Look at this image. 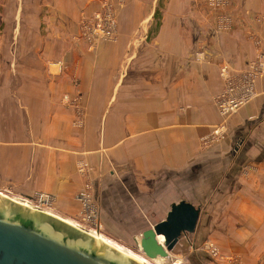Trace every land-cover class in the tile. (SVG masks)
<instances>
[{"label":"crops","instance_id":"obj_1","mask_svg":"<svg viewBox=\"0 0 264 264\" xmlns=\"http://www.w3.org/2000/svg\"><path fill=\"white\" fill-rule=\"evenodd\" d=\"M180 8L168 5L158 32L151 31L153 12L134 21L146 28L119 31L116 43L94 47L73 42L79 20L73 9V22L64 18L58 28L49 21L43 47L18 50L16 76L9 66L0 70V188L25 199L49 195L53 212L77 223V195L87 181L78 167L87 162L100 224L112 240H140L174 203L197 207L207 198L220 226L214 236L222 239L224 231L226 246L249 242L259 255L264 77L258 97L219 129L224 138L214 134L223 122L215 106L224 88L219 64L247 67L255 58L250 31L264 46V0H233L236 25L224 34L209 30L211 17H193L190 31ZM66 95L81 99L80 110L65 103ZM246 225L255 239L242 232Z\"/></svg>","mask_w":264,"mask_h":264},{"label":"rangeland","instance_id":"obj_2","mask_svg":"<svg viewBox=\"0 0 264 264\" xmlns=\"http://www.w3.org/2000/svg\"><path fill=\"white\" fill-rule=\"evenodd\" d=\"M210 2L211 0H88L85 5L78 4V1H74V5L72 6L73 0H0V70H3L7 66H9L10 70H12V78H14L17 73L18 50L22 48L30 49L31 53L32 48L43 47L45 45V37H48L50 32V29L48 28L49 21L54 23V19H56L55 27L58 28L63 23L64 18L67 19L68 22H73V20H75L73 19L75 18V15L73 16V9L77 11V14L79 13V20L77 30L78 35H75L72 40L76 43H84L88 47H94L97 44L101 43H116L118 41L119 31H129L134 29L142 30L146 28V23H142L136 28L134 26V21L137 20L138 22L139 20L144 19V17H148L149 13L153 12L154 21L151 31L158 32L160 30L163 15L166 13L167 7L170 4L174 5V9L175 7L181 6V13L183 14V16L189 18L187 20H189L190 24L186 23L185 25H189L188 28L190 31L195 30L196 27L193 17H211V26H209V24H206L203 32L208 31V26L210 28L209 30H211L212 32L214 31L217 34L232 32L234 30V26L236 25V18L234 17L235 15L232 8L233 0H229V5L222 8H214L213 6H211ZM108 8L113 11L116 17V40L97 42V40L95 41V39H93L90 41L87 39L91 35L88 32L87 38H84L82 24L86 21L94 22V18L96 17V15L100 13L103 14L105 11H107ZM63 9L65 10V13L62 11ZM156 13L157 16H155ZM223 18H225L226 23L231 25L233 24L232 29L224 28L226 23L224 20H222ZM256 19L257 17L255 18V20ZM230 21H232V23ZM86 24L93 25L92 23ZM211 27L213 28V30L211 29ZM248 38L254 45L255 39L261 40L257 31H250ZM261 43L264 50L262 40ZM256 55L257 49L255 46V58ZM198 57L199 56L196 55L193 56L195 61L202 60ZM224 61L231 64L227 59H222L219 64V70L221 68V64ZM247 67L243 70H247ZM2 77L3 76L0 75V80ZM263 77L264 75L260 77V79H262ZM222 119L223 122L218 127V130L222 129L223 125L228 121V119H224L223 117ZM220 131L221 130H219V132ZM0 193H3L5 195L4 198H9L8 196H6L7 194L4 192V190H1V188ZM13 202L18 205L24 206L23 204L15 202L14 200ZM211 204H213L212 199L210 200V205ZM197 207H200L202 209V213L196 233L183 237L179 247L170 255L168 263L165 264L172 263L173 259L178 262L180 261L179 264H264V252H261V254L258 255V253L260 252H258V250H260V247H248L249 242L238 249L234 248L233 246L228 247L225 245L226 243L224 241V231H222L220 234L222 239L216 238L214 236V231H216L215 227L217 226L214 224L216 222L213 220L214 216H211V214L209 213V200H207V198L202 200L200 206ZM41 213L50 214L60 218L53 212V208L51 210L47 209L45 212ZM261 217H264V215H261L260 218ZM77 221L78 222L74 224H78L83 228V226L79 224L80 220ZM242 230H244L242 232H244L247 237H253L255 239V232L248 231L247 225ZM88 231L90 230L88 229ZM217 231H220V226L219 228L217 227ZM99 235H104L105 237H107L106 239L119 244L127 252L145 258L152 264H158L147 259L142 254L136 240L128 241L126 242L127 244L121 243V241L117 240L114 241V239L112 240L111 237L108 236L102 228ZM139 241L140 240H138V242ZM206 243L216 246L219 252L218 257L212 256L207 250H205L204 246L206 245ZM179 248L182 249L181 252L178 251Z\"/></svg>","mask_w":264,"mask_h":264},{"label":"water","instance_id":"obj_3","mask_svg":"<svg viewBox=\"0 0 264 264\" xmlns=\"http://www.w3.org/2000/svg\"><path fill=\"white\" fill-rule=\"evenodd\" d=\"M201 213L200 207L184 200L174 203L165 220L136 240L140 251L155 263H168L182 238L196 232ZM0 264L139 263L61 218L0 196Z\"/></svg>","mask_w":264,"mask_h":264},{"label":"built area","instance_id":"obj_4","mask_svg":"<svg viewBox=\"0 0 264 264\" xmlns=\"http://www.w3.org/2000/svg\"><path fill=\"white\" fill-rule=\"evenodd\" d=\"M211 6L214 8H222L229 5V0H211ZM222 20L225 21V18ZM232 23V21H230ZM86 23H92L93 25H87ZM116 17L113 11L108 8L103 14H97L94 18V22H84L82 24V30L84 31V38H87L88 33L91 35L88 40L95 41H115L116 40ZM225 29H232L233 24L226 23ZM88 32V33H87ZM257 49L256 58L251 61L247 67V70L236 71L232 65L224 61L221 64L220 76L224 83L223 90L215 97V105L218 112L224 119H229L231 116L237 114L240 110L250 105L253 100L258 96L257 83L264 75V50L262 48L261 40H254ZM65 103L76 110H80L81 99L79 97L64 96ZM81 114V111L80 113ZM82 123L81 116H78L76 125L79 126ZM224 125L222 129H224ZM226 131H217L214 134L216 140L224 138ZM92 167L87 162H82L79 166V173L87 179L83 190L78 193L77 200L81 203L82 211L80 216L81 226L90 231H96L100 233L101 224L99 216V208L97 205V198L95 194L94 182L90 179L92 173ZM9 199L19 202L24 206L34 209L40 212H45L47 209L53 208V199L51 196L38 193L33 199H25L15 196L10 191H4ZM3 194V193H2ZM193 245V244H191ZM212 256L218 257L219 252L215 245L206 243L204 246ZM180 261L173 259L170 264H179Z\"/></svg>","mask_w":264,"mask_h":264},{"label":"bare ground","instance_id":"obj_5","mask_svg":"<svg viewBox=\"0 0 264 264\" xmlns=\"http://www.w3.org/2000/svg\"><path fill=\"white\" fill-rule=\"evenodd\" d=\"M1 196L5 197L4 194L0 193ZM66 221V220H65ZM68 223L72 224L73 226L79 228L80 230H83L84 232H87L89 235H91L94 239L99 240L100 242H102L104 245L112 248L113 250L119 252L120 254L127 256L133 260H135L136 262H138L139 264H152L149 261H147L145 258L139 257L135 254H132L130 252H127L122 246H120L119 244L110 241L108 239H106L104 236L99 235V232L96 231H88L85 228L80 227L78 224H74L72 222L67 221ZM86 230V231H85ZM159 242L163 243L164 239L163 237H159L158 238Z\"/></svg>","mask_w":264,"mask_h":264},{"label":"trees","instance_id":"obj_6","mask_svg":"<svg viewBox=\"0 0 264 264\" xmlns=\"http://www.w3.org/2000/svg\"><path fill=\"white\" fill-rule=\"evenodd\" d=\"M155 16H157V13H156V15Z\"/></svg>","mask_w":264,"mask_h":264}]
</instances>
